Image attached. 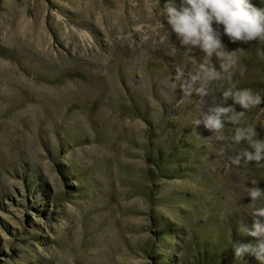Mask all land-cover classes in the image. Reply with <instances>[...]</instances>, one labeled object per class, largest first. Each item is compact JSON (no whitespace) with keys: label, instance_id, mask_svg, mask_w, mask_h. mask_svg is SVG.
<instances>
[{"label":"rangeland","instance_id":"obj_1","mask_svg":"<svg viewBox=\"0 0 264 264\" xmlns=\"http://www.w3.org/2000/svg\"><path fill=\"white\" fill-rule=\"evenodd\" d=\"M169 2L0 0V264H259L232 249L256 242L239 228L264 161L234 164L231 136L264 139V103L218 134L196 121L232 85L264 96V43L222 35L244 51L199 95L190 76L220 62L179 45Z\"/></svg>","mask_w":264,"mask_h":264},{"label":"clouds","instance_id":"obj_2","mask_svg":"<svg viewBox=\"0 0 264 264\" xmlns=\"http://www.w3.org/2000/svg\"><path fill=\"white\" fill-rule=\"evenodd\" d=\"M160 15L166 19L170 32L175 35L182 48L189 52L199 49L206 57L215 55L220 62L219 70L214 66L202 65L190 76L187 87L192 88L199 84L195 89L199 95H207L206 86L209 82L230 79L231 70L237 66L236 53L244 51H228L222 42V35H226L233 43H264V8L256 7L251 0H182L179 8L169 2L162 7ZM219 26H222V32ZM257 55L264 59V49L258 48ZM243 71L242 69L241 74ZM177 72L183 75L181 69H177ZM222 95L225 104L228 100L232 104L209 107L202 119L196 121V126L203 123L213 134L221 133L226 123L238 125L247 110L264 103V96L254 93L250 88L238 89L235 85L224 90ZM236 105L243 110L237 111ZM258 136L259 133L251 126L235 128L231 142L235 145L246 142L248 148L237 154L232 161L234 164L239 165L241 161L245 164H259L264 161V139H259ZM252 184L254 186L248 189V195L254 202L264 196V190L257 186V181H252ZM251 214L255 218L251 228L241 224L239 231L243 235L256 238V242L234 243V258L242 259L250 255L259 264H264V207L254 208Z\"/></svg>","mask_w":264,"mask_h":264},{"label":"trees","instance_id":"obj_3","mask_svg":"<svg viewBox=\"0 0 264 264\" xmlns=\"http://www.w3.org/2000/svg\"><path fill=\"white\" fill-rule=\"evenodd\" d=\"M251 3L254 4L258 8H264V0H251ZM170 155L172 153H169ZM161 235L163 233L161 232ZM218 254L214 252L212 249L204 248L203 252L200 254L197 252L196 255L193 256L192 264H211L216 260V256Z\"/></svg>","mask_w":264,"mask_h":264}]
</instances>
